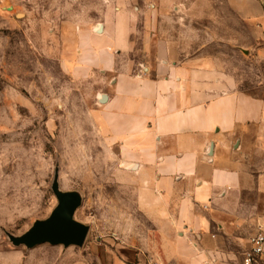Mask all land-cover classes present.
I'll list each match as a JSON object with an SVG mask.
<instances>
[{"label": "rangeland", "instance_id": "rangeland-1", "mask_svg": "<svg viewBox=\"0 0 264 264\" xmlns=\"http://www.w3.org/2000/svg\"><path fill=\"white\" fill-rule=\"evenodd\" d=\"M261 17L264 0H0V264H112L123 248L146 264L142 187L115 177L89 116L93 80L77 81L63 62L79 34L117 19L136 48L149 29L169 44L209 45L201 52L222 58L238 88L262 95ZM55 181L81 197L83 245L14 246L10 237L56 207ZM248 198L264 218V194ZM226 246L225 262L237 264L242 242Z\"/></svg>", "mask_w": 264, "mask_h": 264}, {"label": "crops", "instance_id": "crops-1", "mask_svg": "<svg viewBox=\"0 0 264 264\" xmlns=\"http://www.w3.org/2000/svg\"><path fill=\"white\" fill-rule=\"evenodd\" d=\"M113 21L79 34L63 62L77 81L93 80L89 116L115 177L142 187L146 260L202 264L216 248L217 264H234L226 245L243 248L264 222L248 198L264 194V89L238 88L222 58L201 52L209 45L169 44L149 29L136 48L132 29ZM142 261L123 248L112 264Z\"/></svg>", "mask_w": 264, "mask_h": 264}, {"label": "water", "instance_id": "water-1", "mask_svg": "<svg viewBox=\"0 0 264 264\" xmlns=\"http://www.w3.org/2000/svg\"><path fill=\"white\" fill-rule=\"evenodd\" d=\"M101 31L98 30L97 32ZM57 205L50 215L35 221L32 226L18 237H10L14 246H25L31 249L38 245L77 246L81 247L88 233V226L74 219L75 212L81 204V197L77 192H62L57 182L52 186Z\"/></svg>", "mask_w": 264, "mask_h": 264}, {"label": "built area", "instance_id": "built-area-1", "mask_svg": "<svg viewBox=\"0 0 264 264\" xmlns=\"http://www.w3.org/2000/svg\"><path fill=\"white\" fill-rule=\"evenodd\" d=\"M214 237V236H213ZM146 264H162L158 258H148ZM202 264H217L214 256L207 255ZM240 264H264V222L258 224L240 252Z\"/></svg>", "mask_w": 264, "mask_h": 264}, {"label": "bare ground", "instance_id": "bare-ground-1", "mask_svg": "<svg viewBox=\"0 0 264 264\" xmlns=\"http://www.w3.org/2000/svg\"><path fill=\"white\" fill-rule=\"evenodd\" d=\"M100 27H101V25H99V26L97 27V29H95V30H96V31L100 30Z\"/></svg>", "mask_w": 264, "mask_h": 264}]
</instances>
